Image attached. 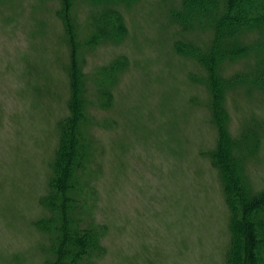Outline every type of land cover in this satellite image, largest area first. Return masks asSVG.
Wrapping results in <instances>:
<instances>
[{"label":"rangeland","instance_id":"rangeland-1","mask_svg":"<svg viewBox=\"0 0 264 264\" xmlns=\"http://www.w3.org/2000/svg\"><path fill=\"white\" fill-rule=\"evenodd\" d=\"M182 4L119 5L114 41L96 33L91 0H0V264L54 257L37 221L51 214L43 197L73 116L92 143L80 175L96 189V264H228L235 188L223 166L236 156L235 175L264 191V86L245 77L216 99L205 66L177 48L212 39L173 20ZM256 61L225 59L220 71L242 75Z\"/></svg>","mask_w":264,"mask_h":264},{"label":"trees","instance_id":"trees-1","mask_svg":"<svg viewBox=\"0 0 264 264\" xmlns=\"http://www.w3.org/2000/svg\"><path fill=\"white\" fill-rule=\"evenodd\" d=\"M133 1L91 0L96 6L92 17L96 33L101 32V36L110 40H119L123 21L117 8ZM63 9L66 10L65 6ZM172 18L182 30L195 27L211 29L212 39L205 49L182 39L177 40L176 45L181 52L193 55L205 66L207 83L216 99L224 94L227 86L241 84L245 77L251 76L258 85L264 86V0H183L181 8L172 11ZM250 32L255 35L250 37ZM252 54L257 61L242 75L237 73L225 77L220 71L219 62ZM117 66L114 64L107 76ZM250 83L249 87L257 86ZM100 91L102 97L109 92L104 88ZM222 109L220 104L219 111ZM73 119L74 116L68 118L62 125V142L53 165L49 192L43 197L51 214L37 221L50 232L53 240L54 257L47 264H96L93 256L103 250V233L92 215L96 189L80 175L91 160L92 143L85 141L78 126L71 129ZM219 156L218 151L215 158ZM238 167L237 157L232 156L231 159L228 157L222 171L224 182L228 178L235 188L232 195L235 203L231 204L233 237L227 253L228 264H264V191L254 193L235 175Z\"/></svg>","mask_w":264,"mask_h":264}]
</instances>
